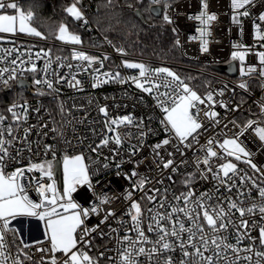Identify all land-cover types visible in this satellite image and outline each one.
Here are the masks:
<instances>
[{
    "label": "built area",
    "instance_id": "2783aa9c",
    "mask_svg": "<svg viewBox=\"0 0 264 264\" xmlns=\"http://www.w3.org/2000/svg\"><path fill=\"white\" fill-rule=\"evenodd\" d=\"M19 1L15 0L17 3ZM65 1L75 2V0ZM150 2L152 7L159 6L161 8L163 17L167 15L171 19V24L178 34V46L182 56L188 61L211 66L210 71H204L211 81L207 83L205 91H200L198 95L205 97L211 92L216 103L211 109L203 104L199 105L202 111L199 112L197 119L203 125L198 130L199 143H193L191 148H184L181 145L183 155L175 151L173 147L178 143L174 134L170 130L166 132L165 126L161 124L165 114L157 104L155 93L143 92L136 88L131 80L126 83L108 80L93 87L95 76H100L101 80L105 79L101 73L119 71L121 77L125 79L138 75V70L122 66V58L126 56V51L120 40L115 42L100 36L104 43L103 47L85 49L81 46V49L92 53L94 57L101 60L105 55L109 57V59L103 60V67L96 63L87 71L79 67L81 64L87 67L86 62L72 60L69 56L50 53V57L41 54V58H37L35 53L41 52V50L22 46L17 42L19 40L17 38L0 42V69H16L15 79H8V73L4 74L3 79H8L7 85L0 80V88L14 93L13 99L7 103V106H0V116L4 117L0 121V132L3 133V139L11 142L6 145L8 156L5 157L4 171L11 173L17 169H27L31 164L49 159L55 160L60 156L83 154L85 164L88 165L92 188L90 189L87 184L78 185L72 200L85 208L91 207L93 203L99 204L97 197L101 195H106L110 200V203L100 205L98 213L91 214L85 220L88 228L96 227V231L90 232L85 237L90 241V244L86 245L83 242L77 244V248L86 252L97 264H118L120 259L118 252L126 246L121 244L122 238L128 235L132 239H136V232L132 230L133 224L129 215L130 211L134 214V210H131L132 201H137L140 204L142 227L145 235L151 241L157 239V233L148 231V225L152 223L150 217L157 211L160 213L169 212L173 205L183 207V201H178L174 197L186 194L188 191L194 193L192 200L199 199L206 193L212 197L211 200L206 201L208 204L222 203L225 208H227L229 200H234L237 203L243 201L242 206L244 207L264 202L259 196L257 187L253 186L251 182L254 180L256 185L264 187V141H260L252 129L244 131V134L239 136L238 142L251 153L252 163L256 164L261 171H255L243 160L236 161L233 157H227L226 154L221 158L212 159L214 169L229 161L236 164L238 174L233 177L236 186L231 191H228L218 180L213 179L211 173H207V179L202 178L195 163L197 157L203 159L205 155L203 149L208 146L209 139L214 142H223L224 139L237 135L241 131V127L249 120L257 121L261 126H264V112L261 110V105H264V76L260 75L261 65L257 55L259 52H264V40L258 39L256 35L257 25L264 33V21L259 20V16L264 14V0H251V3L245 6L249 13L247 16L240 15L239 13L244 9L239 11L234 9L231 0H205L207 13L216 17L208 27L210 34L206 37L208 41L206 52L201 48L199 29L202 25L194 18L205 11L202 0H159V3H153L150 0ZM127 8L133 13L139 11L135 3H131ZM83 16L84 20H80V24L86 26L84 13ZM234 16L239 22L233 20ZM12 49L17 51L5 55V50ZM117 49H123V54ZM245 50H247V54L243 66H255L256 71L250 75L241 76V62L238 59L234 60L232 53ZM29 54H31V62L37 65L36 73L23 70L30 64L23 66L20 64V60L29 61ZM128 56L130 55L128 54ZM17 57H19L17 64L12 65L10 61ZM57 57L60 59L57 60ZM49 59L52 64L45 73L42 70ZM230 63H235L237 69L233 76L212 69L213 65H228ZM69 64L73 67H67ZM61 65L63 66L61 67ZM148 67L155 69L160 66ZM97 68L100 69L99 73L95 71ZM57 76H64L65 79L54 84L55 90L47 88L45 84L34 83L36 79L55 80ZM73 76L80 81L79 85L72 86L75 83L72 80ZM20 81H25L26 84L20 85ZM184 82L187 83L185 80ZM242 82L247 83L246 89L239 87ZM190 87L193 89L192 86ZM220 91H223V95H219ZM56 102H59L65 111V115L59 123L55 122L51 113V105ZM220 102H223L227 107H222ZM13 105L16 107L13 108ZM101 107L107 108V117L99 111ZM9 108H13L18 118L8 111ZM209 110L215 111L218 115L214 119L205 117L204 111ZM124 116H130L132 123L122 124L119 127L113 126L121 134L122 143L116 145L114 140L110 139L106 147H101L96 152L91 151V148L98 145L103 138H111L115 135L108 130L107 123L111 119H119ZM137 125L140 126L137 127ZM9 128L11 129L10 135ZM141 132L145 133L143 137L140 135ZM164 139H170L171 143L157 151L165 159L174 160V165L177 167L175 172H172L170 168L164 169L159 157H156L153 151L152 146ZM46 146H51L52 151H47ZM133 146H138V150L134 152ZM212 147L214 151L222 153L216 143ZM113 149L119 152V156L115 160L112 159ZM168 152H173V156L169 157ZM106 157L107 159H105ZM117 162H121L119 168L116 167ZM104 164H108L109 167L104 168ZM200 168L203 169L204 165L201 164ZM133 170L138 175L131 179L126 178L131 175ZM190 174L192 183L186 186L185 179ZM169 176L172 177L171 180L168 179ZM24 177L21 183L24 184L26 194L33 200L40 201L41 197L37 194V182L39 181L41 186L47 187L51 184L52 179L35 171H25ZM240 177H251V180L241 182ZM140 178L145 180L143 190L134 187ZM55 185L59 193V185ZM157 189L158 192L154 191ZM129 192L132 193L130 199L126 198ZM149 196H155V200L149 201ZM161 202L164 203L163 208L160 207ZM188 207H193L191 201ZM149 209L152 211L150 212ZM109 211L113 212L114 216H109L107 220H104ZM177 215L182 221L186 219L182 213ZM232 218L236 223H239L241 219L239 212L233 210ZM173 219L175 220L176 217ZM244 219L250 222L256 220L258 224L264 225V220L260 219L259 213L255 216L245 215ZM102 220H104L103 223H101ZM200 222L205 223L202 219ZM163 223L170 227L168 221ZM13 226L11 224L10 228ZM186 226L190 225L186 223ZM241 231L244 230L241 229ZM205 233L211 235L206 223ZM80 235V230H78L76 233L78 241ZM219 235L225 237L227 243L241 249L249 246L253 248L250 253L243 251L239 253L241 259L238 264H249L247 260L243 259L244 256H251L252 264H255L258 259L255 252H264V246L260 245L258 239L254 245L246 238L237 245L238 233L234 226H230L228 231L221 232ZM251 235L259 236L258 227L251 230ZM182 236L186 240L188 234L182 233ZM196 239L199 240V235ZM40 241L42 243H23L34 246L25 247L23 252H19L13 248L9 231H7L4 237L7 247L3 249L8 256L7 264H13L17 258L22 264H51L53 255L57 264H62L65 256L61 252L51 253L50 251L40 252L37 250L39 248L50 249L49 240L42 239ZM179 243V240H175L174 250L155 255L151 260L143 255L135 258L138 264H165L167 257L172 258L173 264H181V261L185 259L191 260V257L183 256ZM143 246L150 249L153 244L148 243ZM188 251L192 252L193 249L189 248ZM204 255L213 256V264H228V260L233 259L235 253L226 250L216 257L210 245V250ZM195 259L199 260V257H195Z\"/></svg>",
    "mask_w": 264,
    "mask_h": 264
},
{
    "label": "snow or ice",
    "instance_id": "6c2138e0",
    "mask_svg": "<svg viewBox=\"0 0 264 264\" xmlns=\"http://www.w3.org/2000/svg\"><path fill=\"white\" fill-rule=\"evenodd\" d=\"M80 0H75L66 9V12L72 16L75 20H84L83 12L78 7ZM153 3H159V0H152ZM232 7L236 10L244 9L243 12H240V15L247 16L249 15L246 5L251 3V0H231ZM203 8L205 11H202L200 15L194 17L200 22L202 27L199 29L200 38H201V48L203 51L208 50V41L206 37L210 34L208 32V27L211 22L216 19L215 15L207 13V3L205 0H202ZM8 10H12L11 13H8ZM33 13L28 11L25 13L15 0H0V33H15L18 30L21 33H28L35 36H42V34L37 31L34 27H30L29 23L32 20ZM164 19L171 23L169 16L165 15ZM233 20L239 22L237 17L234 16ZM259 20L264 21V14L259 16ZM87 21L85 20V23ZM256 35L258 39L264 40V33L259 25H257ZM57 39L65 42L71 43L74 45L80 44L81 37L79 35L72 34L68 31L66 25H61L58 29ZM12 51H17L16 49L5 50V55L10 54ZM118 52L123 54V49H117ZM41 54L45 57H50V51L35 53L37 58H41ZM247 50L245 51H236L232 53V58L234 60L238 59L241 62L240 74L241 76L250 75L256 71L255 66L244 67L245 56ZM259 62L261 65L260 75L264 76V52H259L258 54ZM72 60L86 62L87 67H84L83 64L79 65L82 70L87 71L88 68H91L93 64L99 63L103 67V60L109 59L107 55L103 56V60L91 57L84 53L83 51L73 50L71 55ZM17 59L19 57L12 59L10 63L12 65L17 64ZM60 58L57 57V60ZM20 64L30 66L24 67L23 70L31 71L33 73L37 72V65L34 62H31V54H29V61L20 60ZM52 61L49 59L44 66V71L47 73V70L51 67ZM63 65H61L62 67ZM123 67L127 69L138 70V75L128 77L127 79L121 77L119 71L115 73L105 72L101 75L105 78L100 79V76H95V83L93 87L98 86L100 83L107 82L108 80H115L120 83H126L128 80H131L136 88L141 89L143 92L153 94L155 93V99L157 100L158 106L164 112V118L161 120V124L165 126V131H171L174 134V138L178 141L177 144L173 145L175 151L180 152L183 155L181 145L184 148H191L193 143H199L198 140V130L203 127V125L197 119L199 112L202 109L199 108V105L203 104L207 108L211 107L216 103L213 99V94L209 92L205 97H201L198 93L193 90L184 80L177 75L175 72L166 67H159L152 69L145 65L144 63L124 61L122 64ZM67 67L72 68L73 65L69 64ZM97 73L100 72V69H95ZM5 73H8V79H15L16 69L8 68L0 69V80L7 85L8 79H3ZM65 79L64 76H57L55 80L45 79H36L35 84H45L47 88L55 90L54 84L59 83L60 80ZM72 80L75 81L72 86H77L80 84L79 80H76L75 76L72 77ZM239 87L242 89L247 88V83L242 82L239 84ZM164 89V91H161ZM219 95H223V91L219 92ZM222 107H227L223 102H220ZM16 107L13 105V108ZM13 108H9L8 111L12 112L13 116H16V113L13 111ZM261 110L264 112V105H261ZM100 112L108 116V110L106 107H101ZM205 117L209 119H214L218 113L215 111H204ZM4 117L0 116V121ZM132 118L130 116H124L119 119H111L107 123L108 130L115 133L111 138H103L98 145L91 148V151L96 152L101 147H106L110 139L114 140L116 145L122 143L121 134L116 131V127H119L122 124H131ZM219 123V121H216ZM234 123V122H233ZM140 125H137L139 127ZM252 129L260 141H264V126H261L259 122L249 120L247 123L241 127V131L234 135L231 138H226L223 142L213 141L209 139L207 141L206 149H203L205 155L203 159L197 157L196 159V168L200 172L202 178L207 179V173H211L213 179H216L223 185L228 191H231L233 187L236 186L235 177L237 173V166L235 163L229 161L227 163L220 164L218 168L214 169L212 166L213 158H221L222 155L226 154L227 157H233L236 161L243 160L244 163L250 165L255 171H261L256 164L251 161V153L246 151L244 147L241 146V143L238 142L239 136L244 134V131ZM151 131V130H149ZM9 135L11 134V129H8ZM27 132V130H26ZM141 137L145 135L144 132L140 133ZM3 133L0 132V264H7L8 256L4 253L3 249L7 247L4 242L5 233L10 230L11 220H14L17 216H30L37 217L38 219L45 221L46 224V235L50 242V249L39 248L37 249L40 252L50 251L55 253L60 251L64 254L65 259L62 264H97V262L90 257L86 252L81 251L77 248L79 242L84 244H90L89 240H86L90 232L96 231V227L88 228L85 224V220L91 215L98 213L100 205L110 203L109 198L106 195L98 196L99 204L93 203L91 207L85 208L79 205L78 203L72 200V193L76 191L78 185L87 184L91 189L92 184L88 175V165L85 164V157L83 154L76 156H65L63 160V172H64V186L63 192L58 193L55 182L47 185V187L41 186L38 181L37 194L41 197L40 201L34 202L31 200L25 192L24 184L21 181L25 178V171L31 172L33 170H38L42 176H46L49 179L53 176L52 164L49 163H39L31 164L27 169H17L11 173H6L4 171V161L5 157L8 156V149L6 145L10 144V141H7L2 138ZM191 137V140L189 138ZM171 143L170 139H164L160 143L153 145V151L156 157H159L160 163L164 169H171L172 172L177 170V167L174 165V160L169 158L165 159L161 155L158 149H161L164 145H169ZM216 145L222 150V153H218L213 150L212 145ZM134 152L138 150V146H133ZM47 151H52L51 146H46ZM113 151L112 159L115 160L119 156V152L115 149ZM133 152V154H134ZM53 155L55 153L53 152ZM168 156L172 157L173 152H168ZM107 159V157L105 158ZM122 162V161H121ZM121 162L116 163V167L119 168ZM184 163V161H181ZM203 164L204 168L201 169L200 165ZM104 168L109 167L108 164L103 165ZM222 173V175H221ZM231 174V175H230ZM119 175V173H118ZM138 174L135 170L131 172L130 176L126 178L131 179L136 177ZM169 180L172 179L171 176L168 177ZM241 182H247L251 180V177H240ZM253 186L257 187L259 196L261 200L264 201V187L256 185L254 180H251ZM192 183V175L190 174L185 179V185H190ZM145 180L143 178L138 179L134 187L143 190ZM158 192L159 190H154ZM132 193L129 192L126 198H131ZM194 193L188 191L186 194L181 196L174 197L178 201H183V207L171 206V210L166 213H160L157 211L154 215L150 217L152 223L148 225L149 232H156L157 239L155 241L149 240L148 236L145 235V232L142 227V209L140 204L137 201L131 202V210H134V214L130 211L129 215L133 224V229L136 232V239H132L128 235H125L122 238L121 244L126 245L123 247L122 251L118 252L120 257L118 264H138V261L135 257L146 256L149 260L155 255H160L164 252L174 250L175 240H179V248L183 252V256L186 258H192L191 260L185 259L181 261V264H213V256H205L204 253L210 250L213 251L216 257L220 256L221 252L226 250H231L235 253L233 259L228 260V264H238L241 259L239 253L241 251L245 253H250L253 251L251 246L245 247L243 249L238 246L229 244L226 242V238L219 235L221 232H226L229 230L230 226H234L237 230V245H239L243 239H248L254 245L257 239L259 240L260 245L264 246V225L258 224L256 220L251 222L247 219H244L245 215L255 216L257 213L260 215V219L264 220V202L256 204L253 203L251 206L244 207L242 206L243 201L237 203L234 200H229L227 208L223 206L222 203L217 205H210L206 201L211 200L212 197L209 194H203L199 199L192 200ZM243 195V193H241ZM149 201H154L155 196H149ZM191 201L193 207L189 208L188 204ZM160 207H164V203L161 202ZM233 210H236L240 214V221L236 223L233 217ZM151 212L152 210L149 209ZM179 213H182L186 218L185 220H180L178 218ZM109 216H114V213L109 211L106 213L104 220H107ZM176 217L174 220L173 218ZM201 219L206 223L207 228L211 235L205 233V223H201ZM101 221V223L104 222ZM168 221L169 226H166L163 222ZM186 223L190 226H186ZM178 225V226H177ZM98 227V226H97ZM259 230V236L254 237L251 235V230L257 228ZM243 229L244 231H241ZM12 230H15L14 228ZM80 230V240L78 241L76 237L77 231ZM182 233H187V239L185 240L182 236ZM197 235H199V240L197 241ZM175 238V239H172ZM34 243H42L41 241H36ZM151 243L153 247L146 249L143 245ZM34 245L25 244L24 247H32ZM193 249L192 252H189L188 249ZM75 249V251H73ZM203 249V250H202ZM255 256L258 259L255 261V264H264V252L256 251ZM195 257H199V260H196ZM227 259V257H225ZM243 259L247 260L249 264H252L251 256H244ZM13 264H22L19 258L13 261ZM51 264H57L56 258L53 255L51 257ZM165 264H173L171 257L165 259Z\"/></svg>",
    "mask_w": 264,
    "mask_h": 264
},
{
    "label": "trees",
    "instance_id": "16d2710c",
    "mask_svg": "<svg viewBox=\"0 0 264 264\" xmlns=\"http://www.w3.org/2000/svg\"><path fill=\"white\" fill-rule=\"evenodd\" d=\"M131 3L136 4L143 19L136 17L127 8ZM71 4L72 2L65 0H20L18 6L25 13H33L30 23L45 40L17 42L28 48L71 57L72 49L61 46L57 40L58 29L63 24L81 37V46L85 49L103 47L100 36L110 41L120 40L130 56L145 61L148 66L170 67L199 91H205L207 83H210L211 79L204 71H210L211 66L188 61L182 56L176 30L162 15L157 17L152 13L150 0H80L78 7L86 16V26H82L80 20H75L66 12ZM11 12L12 10H8V13ZM13 97V92L0 88V106H7ZM51 113L57 123L65 115L59 102L51 105ZM13 228L9 230L12 246L15 250L23 252L24 244Z\"/></svg>",
    "mask_w": 264,
    "mask_h": 264
},
{
    "label": "rangeland",
    "instance_id": "374dc122",
    "mask_svg": "<svg viewBox=\"0 0 264 264\" xmlns=\"http://www.w3.org/2000/svg\"><path fill=\"white\" fill-rule=\"evenodd\" d=\"M29 26L30 27H34L31 23H29ZM35 28V27H34ZM36 29V28H35ZM68 29V28H67ZM37 30V29H36ZM68 31L70 33H72L69 29ZM74 34V33H72ZM14 35H24L26 37H30L32 39H39L38 42H43L45 40V38L43 36H35V35H32V34H28V33H21L19 32L18 30V26H17V31L15 33H0V42L2 41H5L7 39H9V37L11 36H14ZM76 35V34H75ZM58 40V39H57ZM58 43L63 46V47H68L70 49H72V51L75 49V50H78V51H83L84 53H86L87 55L91 56V57H94V55L90 52H87L83 49H81V43L78 44V45H74V44H71V43H65V42H62L60 40H58ZM47 51V50H46ZM126 56H124L122 58V62L124 61H130V62H137V63H144L145 65H147V63L143 60H139L135 57H132V56H128V53H125ZM148 66V65H147ZM160 67H166V68H169L170 70H172L170 67L168 66H160ZM173 71V70H172ZM174 72V71H173ZM193 90H195L198 94L200 93L199 89H196V88H193ZM80 153H77V154H72V155H65V156H69V157H72V156H76V155H79ZM61 157V166H62V181H63V186H64V172H63V160H64V157ZM51 163L52 164V170H54V160L52 159H49V160H45L43 162H40V163ZM36 164H39V163H36ZM35 171L36 173L38 174H41L38 170H33ZM42 175V174H41ZM52 182L53 181L55 182V184L58 185V181L56 178H54V176H52ZM85 185V184H83ZM63 192V187L59 189V193H62ZM76 191H74L72 193V198H73V194L75 193ZM31 200H33L30 196H28ZM34 202H37L35 200H33ZM19 219V221H22V225L21 227H17V226H13L15 228V230L17 231V233L19 234L20 238L22 237V235H25L27 237H30V238H38V237H41L42 235H44V239L48 240V237L46 235V224H45V221H42L40 219H38L37 217H30V216H17L14 220H11V224L15 221ZM31 222V223H29ZM10 224V225H11ZM22 234V235H21ZM57 252H60V251H57ZM61 254H63L61 252ZM64 255V254H63Z\"/></svg>",
    "mask_w": 264,
    "mask_h": 264
},
{
    "label": "water",
    "instance_id": "95a60500",
    "mask_svg": "<svg viewBox=\"0 0 264 264\" xmlns=\"http://www.w3.org/2000/svg\"><path fill=\"white\" fill-rule=\"evenodd\" d=\"M152 13L159 17L161 16V8L159 6H154L151 8ZM135 16L139 19H143V16L140 11L134 12ZM212 69L218 72L226 73L228 75H235L237 72L235 63H230L228 65H213ZM25 81H20V85H25ZM53 176L57 179L59 188L63 187V181H62V166H61V157L56 158L54 160V170H53Z\"/></svg>",
    "mask_w": 264,
    "mask_h": 264
},
{
    "label": "crops",
    "instance_id": "0c3cea01",
    "mask_svg": "<svg viewBox=\"0 0 264 264\" xmlns=\"http://www.w3.org/2000/svg\"><path fill=\"white\" fill-rule=\"evenodd\" d=\"M10 38H17L19 40H29V41H32V42H38L39 41V39H32V38L26 37L24 35H14V36L9 37V39ZM22 223H23L22 221H19V219H17L12 224L17 226V227H21ZM29 223H31V222H29ZM42 239H44V235H42L41 237H38V238H30V237H27L25 235H22V237H21V240H22L23 243L36 242V241H40Z\"/></svg>",
    "mask_w": 264,
    "mask_h": 264
}]
</instances>
